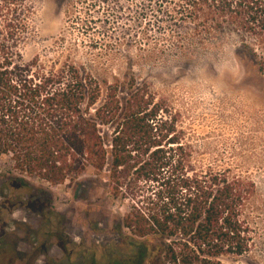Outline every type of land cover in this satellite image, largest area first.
Instances as JSON below:
<instances>
[{"label": "rangeland", "instance_id": "obj_1", "mask_svg": "<svg viewBox=\"0 0 264 264\" xmlns=\"http://www.w3.org/2000/svg\"><path fill=\"white\" fill-rule=\"evenodd\" d=\"M143 3L35 0L23 53L47 64L72 62L92 74L104 93L119 82L123 98L133 79L147 85L188 159L257 185L261 211H254L252 252L222 262L264 264V76L236 36L203 41L180 15L160 11L162 0L148 2V10ZM9 165L0 159V264H115L118 256L134 253L135 240L148 246L144 264H156L167 239L135 236L124 225L134 208H146L153 186L133 179L115 198L107 173L89 172L59 187L31 179L42 188L32 191L7 183Z\"/></svg>", "mask_w": 264, "mask_h": 264}, {"label": "trees", "instance_id": "obj_2", "mask_svg": "<svg viewBox=\"0 0 264 264\" xmlns=\"http://www.w3.org/2000/svg\"><path fill=\"white\" fill-rule=\"evenodd\" d=\"M162 1L160 11L180 15L203 41L236 36L264 76V0ZM35 15V0H0V159L10 164L7 183L40 191L31 179L59 187L89 172L107 173L119 198L133 179L145 181L154 194L124 225L135 236L167 239L156 264H223L224 256L251 253L254 211H261L255 182L188 159L147 85L133 79L123 98L119 82L104 93L72 62L26 59ZM132 246L134 253L115 264L145 263L148 246L138 240Z\"/></svg>", "mask_w": 264, "mask_h": 264}, {"label": "flooded vegetation", "instance_id": "obj_3", "mask_svg": "<svg viewBox=\"0 0 264 264\" xmlns=\"http://www.w3.org/2000/svg\"><path fill=\"white\" fill-rule=\"evenodd\" d=\"M77 264H83V263H81V262H78Z\"/></svg>", "mask_w": 264, "mask_h": 264}]
</instances>
